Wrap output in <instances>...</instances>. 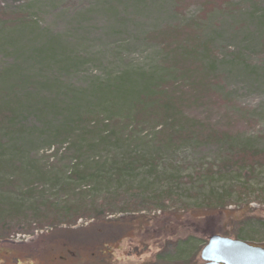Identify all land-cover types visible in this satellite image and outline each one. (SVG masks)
<instances>
[{"label": "rangeland", "instance_id": "obj_1", "mask_svg": "<svg viewBox=\"0 0 264 264\" xmlns=\"http://www.w3.org/2000/svg\"><path fill=\"white\" fill-rule=\"evenodd\" d=\"M4 25L24 29L33 45L54 39L68 49H111L118 53L113 68L123 60L146 69L152 50L170 44L161 32L180 26L181 38H203L219 55L225 105L185 110L199 137L167 149L150 126L127 131L132 146L118 148L120 158L112 150L90 153L98 164L88 169L101 170L93 181L82 169L73 176L69 140L35 147L33 166L58 181L49 175L28 192L10 190L24 209L0 222V264H100L104 257L108 264H155L174 258L177 241L192 238L198 249L204 238L207 244L225 234L264 248V0H0ZM3 49L0 68L15 60L10 46ZM103 73L86 64L80 77ZM208 133L225 141H208ZM205 246L197 259L182 261L202 264Z\"/></svg>", "mask_w": 264, "mask_h": 264}, {"label": "trees", "instance_id": "obj_2", "mask_svg": "<svg viewBox=\"0 0 264 264\" xmlns=\"http://www.w3.org/2000/svg\"><path fill=\"white\" fill-rule=\"evenodd\" d=\"M180 30L174 26L161 32L170 44L152 50L149 68H132L121 60L117 73L113 63L118 53L111 49H68L54 39L33 45L29 38L23 39L24 29L18 25L0 26V50L4 53L3 48L10 46L15 57L0 68V222L24 209L10 190L17 192L24 186L28 192L30 184L49 175L58 181L52 170L33 166L34 148L39 145L50 147L59 142L62 147L69 140L65 154L69 155L73 176L82 169V178L93 181V174L101 170L88 169L87 163L98 164L90 153L112 150L120 158L118 148L132 146L127 131L136 133L148 126L158 130L160 150L172 142L188 143L199 137L197 120L187 117L185 110L195 107L212 111L225 105L219 86L223 75L217 74L219 55L203 45V38H181ZM86 64H97L105 73L80 77ZM223 136L227 137L225 133ZM219 137L208 133L204 138L225 141ZM80 160L83 163H77ZM190 240L175 242L174 258L157 259L155 264H176L173 260L197 264L193 258L197 259L206 239L198 249ZM189 254H194L191 261H182ZM105 258L100 264L109 263Z\"/></svg>", "mask_w": 264, "mask_h": 264}, {"label": "water", "instance_id": "obj_3", "mask_svg": "<svg viewBox=\"0 0 264 264\" xmlns=\"http://www.w3.org/2000/svg\"><path fill=\"white\" fill-rule=\"evenodd\" d=\"M202 264H264V248L213 235L200 255Z\"/></svg>", "mask_w": 264, "mask_h": 264}]
</instances>
